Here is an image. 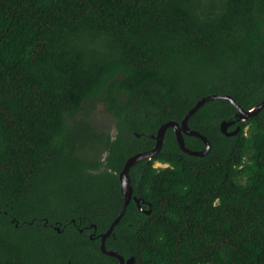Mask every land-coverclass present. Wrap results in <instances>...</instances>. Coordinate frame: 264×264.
Instances as JSON below:
<instances>
[{
	"label": "trees",
	"instance_id": "obj_1",
	"mask_svg": "<svg viewBox=\"0 0 264 264\" xmlns=\"http://www.w3.org/2000/svg\"><path fill=\"white\" fill-rule=\"evenodd\" d=\"M214 93L245 110L264 99V0H0V264H119L99 247L123 204L118 173ZM93 102L113 135L77 115ZM235 113L215 99L189 117L204 156L167 128L129 169L150 213L131 200L107 249L132 264H264V107L227 136Z\"/></svg>",
	"mask_w": 264,
	"mask_h": 264
},
{
	"label": "water",
	"instance_id": "obj_2",
	"mask_svg": "<svg viewBox=\"0 0 264 264\" xmlns=\"http://www.w3.org/2000/svg\"><path fill=\"white\" fill-rule=\"evenodd\" d=\"M215 99H223L228 102H230L233 107L236 110L235 113V119L233 120H222L220 122V131L227 135H233L236 134L239 130V126H236L233 130H228V127L233 125L236 121H245L247 118L252 117L256 115L263 107H264V99L253 106L252 108L245 110L243 109L235 99L227 94H221V93H214V94H208L206 96L201 97L197 102L189 108L185 114L183 115L182 119L180 122H176L173 120H169L167 122H164L157 130L156 134L153 135L155 139V144L153 148L146 150V151H141L137 152L133 155H131L124 163L121 171L118 173V179H119V184H120V193L123 196V204L121 206V209L118 213V215L113 219L111 222L110 226L105 230L103 233L100 234L99 236V247L102 253L115 257L117 258L119 264H132L134 262V257L130 256L129 258L125 259L123 256H121L118 252L107 249L105 246V240L106 238L113 232L114 227L120 220V218L123 216L126 207L128 203L133 200L135 204L137 205V208L141 211L144 212L145 214L150 213V208L145 209L142 207V204L145 203V201L140 198L136 197L133 195V187L131 184V179L129 176V169L138 161L143 160V159H151L152 156L160 151L163 145V139L165 132L167 128H172L176 141L179 145V148L192 156H204L210 149V143L207 140V138L203 135L200 134L196 130H191L188 125V119L189 117L195 113L204 103L215 100ZM183 135H189V136H195L201 139L204 142V148L202 150H191L188 147L185 146L184 138Z\"/></svg>",
	"mask_w": 264,
	"mask_h": 264
},
{
	"label": "rangeland",
	"instance_id": "obj_3",
	"mask_svg": "<svg viewBox=\"0 0 264 264\" xmlns=\"http://www.w3.org/2000/svg\"><path fill=\"white\" fill-rule=\"evenodd\" d=\"M77 115L80 117H85V119L98 130L105 131L110 135L115 133L114 119L112 115L104 110L103 104L100 102L90 103L85 110L78 113ZM68 123L71 125L73 121H68ZM155 166L161 167L164 165L155 163Z\"/></svg>",
	"mask_w": 264,
	"mask_h": 264
},
{
	"label": "flooded vegetation",
	"instance_id": "obj_4",
	"mask_svg": "<svg viewBox=\"0 0 264 264\" xmlns=\"http://www.w3.org/2000/svg\"><path fill=\"white\" fill-rule=\"evenodd\" d=\"M229 127H230V126H229ZM229 127H228V130H230Z\"/></svg>",
	"mask_w": 264,
	"mask_h": 264
}]
</instances>
